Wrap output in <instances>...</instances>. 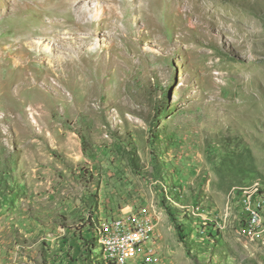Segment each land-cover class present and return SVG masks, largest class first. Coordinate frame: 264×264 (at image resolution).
Returning <instances> with one entry per match:
<instances>
[{"label":"rangeland","instance_id":"1","mask_svg":"<svg viewBox=\"0 0 264 264\" xmlns=\"http://www.w3.org/2000/svg\"><path fill=\"white\" fill-rule=\"evenodd\" d=\"M60 2L0 0V264H106L138 207L155 264H264V0Z\"/></svg>","mask_w":264,"mask_h":264},{"label":"built area","instance_id":"2","mask_svg":"<svg viewBox=\"0 0 264 264\" xmlns=\"http://www.w3.org/2000/svg\"><path fill=\"white\" fill-rule=\"evenodd\" d=\"M244 220L249 231L258 223V217L264 216V199L244 200ZM138 211L142 207L122 212L113 217L110 224V231L103 232L106 237V249L108 251H127L130 253V261H123L115 264H155L159 257L156 253L157 237L149 224V217L138 218ZM137 226H145V234H137V240H130V233H136Z\"/></svg>","mask_w":264,"mask_h":264},{"label":"bare ground","instance_id":"3","mask_svg":"<svg viewBox=\"0 0 264 264\" xmlns=\"http://www.w3.org/2000/svg\"><path fill=\"white\" fill-rule=\"evenodd\" d=\"M30 1V0H29ZM89 0H61L60 2V6H62L63 8L73 4V5H77L78 7L82 6L83 4L87 3ZM106 3H112L113 5H111V13H114L115 15V5L117 0H105ZM135 1V0H134ZM3 2V1H2ZM5 2V1H4ZM27 2V1H26ZM39 2V0H38ZM41 2V1H40ZM47 2V1H46ZM23 3V2H22ZM21 3V4H22ZM32 3V2H31ZM58 3V2H57ZM1 4V3H0ZM3 4V3H2ZM1 4V5H2ZM25 4V3H24ZM23 4V5H24ZM33 4V3H32ZM47 4V3H46ZM45 4V7L48 6ZM16 5V4H15ZM21 5V6H23ZM52 5V4H51ZM110 5V4H109ZM17 6V5H16ZM38 6V5H37ZM43 6V5H42ZM141 4H138L137 8H141ZM14 7V6H13ZM12 7V8H13ZM44 7V8H45ZM50 7V6H48ZM2 8V7H0ZM108 8V7H107ZM21 9V8H20ZM4 10V9H3ZM17 10V9H16ZM7 11V10H6ZM5 11V12H6ZM108 11V10H107ZM2 12V10L0 9V13ZM10 12V11H9ZM14 12V11H13ZM17 12V11H16ZM76 15V14H75ZM89 13H87V11H85L84 9H80L79 14H78V21L77 23L81 24V21L85 19L86 16H88ZM62 18V17H61ZM58 19V18H57ZM55 18V23L52 26H49L48 28H46V30L51 34L54 35L57 31L56 28L57 26H62L64 25V22H62L61 20H57ZM81 27V25H80ZM44 29V28H43ZM42 29V30H43ZM45 30V31H46ZM24 34V33H23ZM56 35V34H55ZM71 59V58H70ZM68 62L69 59H68ZM244 200H253V199H264V189L263 188H259L258 186L254 185L248 189L244 190ZM242 205H243V200H242ZM243 212H244V208H243ZM260 221H261V216L258 217V223L255 224L254 227H252V231H249L247 224L243 218V222H242V226H243V230L246 233V235H248L251 239L254 238V236L257 233V229L260 225ZM110 231V224H104L102 226V230H100L99 233V238H100V242L103 246L104 249V257L107 261L112 262V263H120L123 261H130V253H128L127 251H117L116 253L113 251H108L106 249V237L105 234L103 232H109ZM137 234H145V226H137L136 227V233H130V240H137Z\"/></svg>","mask_w":264,"mask_h":264},{"label":"trees","instance_id":"4","mask_svg":"<svg viewBox=\"0 0 264 264\" xmlns=\"http://www.w3.org/2000/svg\"><path fill=\"white\" fill-rule=\"evenodd\" d=\"M101 230H102V228H101ZM98 232V224H97V226L94 228V230H93V232ZM94 238V237H93ZM100 245V244H99ZM103 260V262H105L106 264H114V263H112V262H107V261H105L104 259H102Z\"/></svg>","mask_w":264,"mask_h":264}]
</instances>
